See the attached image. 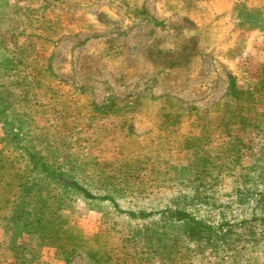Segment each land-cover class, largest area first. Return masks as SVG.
Listing matches in <instances>:
<instances>
[{
  "label": "rangeland",
  "instance_id": "obj_1",
  "mask_svg": "<svg viewBox=\"0 0 264 264\" xmlns=\"http://www.w3.org/2000/svg\"><path fill=\"white\" fill-rule=\"evenodd\" d=\"M40 1L0 0V87L22 72L32 90H0V264H264V0H131L109 28L73 14L54 80L35 74ZM75 200L92 201L70 220Z\"/></svg>",
  "mask_w": 264,
  "mask_h": 264
},
{
  "label": "crops",
  "instance_id": "obj_2",
  "mask_svg": "<svg viewBox=\"0 0 264 264\" xmlns=\"http://www.w3.org/2000/svg\"><path fill=\"white\" fill-rule=\"evenodd\" d=\"M130 1L131 0H41L39 3H37V6L40 9L39 10L40 15L39 18L37 19V23H38L37 26L40 28V35H37V42H39V44L36 50L37 54L35 58L36 60L35 68L37 72L35 71V74L37 73L39 75L47 74V76L49 77L52 76L51 79L53 80L57 77L56 75L59 74V71L55 67V62H52L55 61L57 58V57L54 58L53 56V52H56L57 47H55L54 45L52 36H54V34L56 33L63 31V29L67 27L73 26L74 20L70 23L65 22L68 16H71L76 13L78 15L79 13L87 12L88 15L91 16L92 22L96 23L97 26L103 28H109L115 26L114 24H117L118 21L121 22L125 19L126 17L124 15L125 12L131 10V8L129 7ZM144 1L146 2V4H148L147 0ZM89 27H93V26L89 25ZM84 29H85V25H82L80 30H84ZM86 33H89L87 35H92V36L94 34V32H86ZM92 40L93 39L91 38L89 41L91 42ZM263 43H264V34H263ZM42 54H45V56ZM44 60L49 61L48 63H46V67L42 65ZM262 60L263 59H261V61ZM64 83L65 84L63 85H66V82ZM68 86L69 87L71 86L70 88L71 90L73 89L72 93L76 91V88H73L72 85H68ZM50 90H54V89L50 88ZM64 99L65 102L69 104L74 100V96H71L67 93L64 96ZM91 201L92 200H88L87 202H84L78 200V202H76L75 200L68 202L67 204H65L63 210L65 212L64 213L65 218L72 220L70 218L71 215H76L79 212V211H75V207L76 210H80V206H79L80 204L81 206H85L88 205V203H90ZM103 204L109 206V208H113L112 205L107 201L103 202ZM81 220H83V223H81V226L79 227V233L87 234L88 233L87 231L90 230L87 214H84L83 218L82 217L79 218L78 222H80ZM103 228L105 230V226H102V221H99L98 227H96L97 229L96 234H94V236L100 233ZM92 231L93 229L90 230V232ZM75 233H78V231ZM101 234H103V231L101 232ZM109 243L110 242H108V244Z\"/></svg>",
  "mask_w": 264,
  "mask_h": 264
},
{
  "label": "trees",
  "instance_id": "obj_3",
  "mask_svg": "<svg viewBox=\"0 0 264 264\" xmlns=\"http://www.w3.org/2000/svg\"><path fill=\"white\" fill-rule=\"evenodd\" d=\"M18 75L15 77V76H12V78H11V80L12 79H14V81H11L9 84H6V82H5V84L3 85V87H0V90H3L4 92H7V93H9L10 91H12V89H10L9 90V85L11 84V85H16V88H14L13 90L14 91H16V92H21L22 90H25L26 88H28V90L31 92V94H32V90H31V85H30V82H29V84L28 85H26L25 83H23L22 82V80H21V83L19 84L18 82L20 81V79L21 78H23L24 77V75L22 74V72H18L17 73ZM19 77V79H17ZM24 79V78H23ZM26 83H27V81H26ZM3 88V89H2ZM26 92V91H25ZM38 102V101H37ZM24 122V121H23ZM23 122H21V123H23ZM32 160V159H31ZM37 168V163H35V165H34V167L32 168V169H36ZM68 181L70 182V183H68V184H66L67 185V191H68V194L71 192V193H75V194H78V193H82L83 195H84V198L86 199V198H91V199H96V200H102V201H111V203H112V205H113V207H114V209H115V211H117V213H118V211H119V205L116 203V201H114L115 199L113 198V197H111V196H109L108 194H104V195H101V196H97V194L96 193H93V192H91L90 191V189H86V188H84V187H82V186H80V185H77V184H75L73 181L74 180H72L71 178L70 179H68ZM101 181H102V177H99L98 178V182H100L101 183ZM100 189V188H99ZM101 190V189H100ZM62 206H63V203L59 206V211L61 210V208H62ZM117 213L115 214V218H116V216H117ZM176 213H178V212H173L172 210H170L169 212H168V215H165L166 216V218H167V220H168V222H172L173 220L174 221H177V220H183L182 218V216L181 215H176L175 217H174V214H176ZM115 218H114V221H113V223H115ZM149 218H150V216L149 217H145V220H147L149 223H147L146 224V226H145V228H147V229H149V230H151V232H156V231H154L153 229H151V221H149ZM191 220H192V222L194 223V225H192V224H185L186 226H185V228H186V232H188V233H192V234H194V235H199V236H202V235H200L198 232H196L195 231V229H197V228H201V229H210L211 227L209 226V225H207V224H205L204 222H202V221H199V220H196L195 218H193V217H191ZM37 222H39V223H41L42 222V219L41 218H38L37 219ZM23 224V223H22ZM153 224H154V222H153ZM24 225H28L27 223H24ZM76 232V231H75ZM82 237V235H80V234H78V233H74V235H72V238H73V240H75V243H74V246H73V252H78V244H77V242H79V238H81ZM157 239H159L158 237H157ZM160 240V239H159ZM163 240V239H162ZM100 251H108V252H104L103 254L105 255V254H108V253H110L109 252V249H106V250H104V249H102V250H100ZM176 258H174V257H172L171 259H169L170 261H174ZM168 260V259H167Z\"/></svg>",
  "mask_w": 264,
  "mask_h": 264
}]
</instances>
